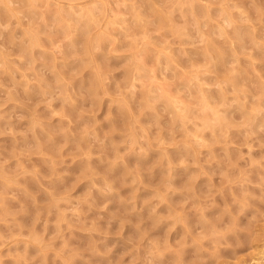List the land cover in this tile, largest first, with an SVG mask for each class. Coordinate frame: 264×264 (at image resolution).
Listing matches in <instances>:
<instances>
[{
	"label": "rangeland",
	"instance_id": "obj_1",
	"mask_svg": "<svg viewBox=\"0 0 264 264\" xmlns=\"http://www.w3.org/2000/svg\"><path fill=\"white\" fill-rule=\"evenodd\" d=\"M0 264H264V0H0Z\"/></svg>",
	"mask_w": 264,
	"mask_h": 264
}]
</instances>
